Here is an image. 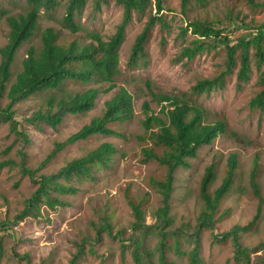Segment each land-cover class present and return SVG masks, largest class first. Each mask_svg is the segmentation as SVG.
I'll return each mask as SVG.
<instances>
[{"label":"rangeland","instance_id":"rangeland-1","mask_svg":"<svg viewBox=\"0 0 264 264\" xmlns=\"http://www.w3.org/2000/svg\"><path fill=\"white\" fill-rule=\"evenodd\" d=\"M58 2V7L53 11L42 12L33 44L41 45V32L49 27L61 33L64 44L75 40L82 44L89 43V33L93 32L108 41L122 21L123 9L116 4V0L104 4L101 11L95 9V0H88L82 15L76 20L82 30L73 34L62 25L69 0ZM254 2L253 5L250 0H208L205 4L193 1L184 11L181 0H164L162 14L167 26L164 29L159 24L154 26L144 46V58L131 66L129 60L135 39L142 32L148 16L156 14V10L154 6H149L144 14L134 12L119 49L120 73L116 77V89L100 94L91 111L67 114L56 129L27 122L28 118L47 105L54 94L60 98L61 95L83 90L80 83L70 81L64 85L62 92L44 90L15 107V118L31 143L18 139L11 133L10 125L0 121V163L12 160L21 164L22 151L25 166L36 172L33 177L25 176L19 166H8L0 171V239L5 251L1 264H71L79 252L78 246H82L83 254L76 264H135L131 254L134 236L140 237L145 248L152 253L149 259L151 264H159L161 237L157 227L152 231L143 228V233L135 232L134 235L136 217L130 204L140 206L146 226H155L158 212L163 207L157 184L165 180L166 167L156 161L145 160L143 149L152 145L143 140L147 137L144 106L149 105V114L165 117L162 107L170 105H162L155 94L170 97L184 93L190 95L191 88L199 81L212 79L226 69L227 52L224 45L207 49L193 61L181 59L183 49L196 39L191 30L183 38L182 28L195 20L210 21L217 28L224 29L223 36H228L232 45H237L240 38L264 29V0ZM2 6L8 15L25 13L28 8L26 0H2ZM9 33L6 16H0V47L8 43ZM28 47L25 45L17 56L12 82L21 69ZM240 54L241 51L238 52V66L227 76L224 89L191 98L205 110L206 122L224 121L226 131L212 144L201 147L197 157L187 159L188 166L178 168L174 174L167 212L168 224L164 229L170 235L166 238L164 253L166 259L175 264H187V254L196 239L200 246L201 264H239L234 260L232 241L216 242L213 238H220L234 226H247L256 216L259 200L254 196L250 184L253 170L260 198L264 201V112L249 107V102L264 89L261 81L264 65L258 66L256 49L251 48V77L248 82L241 83L242 88H238ZM122 87L132 95L135 110L130 119L109 125L117 135H94L86 141L69 145L49 160L56 144L67 141L95 118L102 116L105 102ZM7 103L8 100L3 99L2 107H6ZM104 143H111L117 149L112 168H95L92 179L74 178L70 185L77 189L76 193L53 192V196L64 204L49 208L41 203L42 217H28L23 221L17 219L25 209L26 201L38 190L41 176L59 172ZM157 153L161 154L162 150L157 149ZM233 155L237 161L233 185L219 203L213 225L198 228L204 209L200 185L205 170L210 165L214 166L215 178L209 187V193L213 194L226 176L228 161ZM106 217L114 235L121 232L122 236L113 238L104 232L102 239L97 241L96 225ZM239 240L244 248L253 250L252 260L261 255L255 253L264 243V202L260 218ZM121 241L126 245L124 254Z\"/></svg>","mask_w":264,"mask_h":264},{"label":"trees","instance_id":"trees-1","mask_svg":"<svg viewBox=\"0 0 264 264\" xmlns=\"http://www.w3.org/2000/svg\"><path fill=\"white\" fill-rule=\"evenodd\" d=\"M196 1L205 4L208 0H181V7L184 11ZM27 11L18 15H8L7 10L2 6L0 0V16H6L10 27L8 43L0 47V121L10 125L11 133L25 143H31L28 134L20 128V122L15 118V107L44 91H63L66 83L73 81L83 86L81 92L75 94H64L60 98L57 94L51 96L47 105L37 111L27 122L32 125L45 124L56 129L60 126L67 114H82L91 111L96 105L97 99L102 93H109L116 89V77L119 75V49L124 41L125 31L131 23L133 13L144 14L149 6L155 7L156 14L148 16V20L142 32L136 37L130 54L129 64L137 65L138 61L144 58V46L150 37L151 30L156 24L161 29L167 24L163 18L164 0H116V4L122 7L123 17L116 28V33L108 41H105L98 33H89L91 42L82 44L75 40L69 44L61 42V33L52 27L41 32V45L33 44L37 36L39 20L42 12L49 13L59 5L58 0H26ZM88 0H69L62 25L73 34L82 30L81 24L76 20L81 16ZM110 0H95V9L101 11L104 4ZM254 5V0H250ZM196 36L181 52V59L193 61L198 55L207 49L215 48L217 45H224L227 52L226 69L212 79L199 81L191 88L190 95L184 93L180 96L170 97L169 95H156V99L163 105L161 117L155 113L149 114L150 107L145 104L146 119L144 121L147 137L143 138L150 142L151 147H145L143 154L146 161H156L166 167L165 180L159 182L158 188L162 194L163 207L159 210L155 226H146L140 206L130 203L136 217L134 222L135 232L143 233L145 230L152 231L157 227V233L161 240L159 243L160 256L159 264H175L166 259V238L170 232H165V225L168 224L167 212L169 199L174 182V174L178 168L188 166L187 159L196 158L198 150L203 146L212 144L220 135L226 131L224 121L208 123L205 121L206 112L200 105L193 102L194 97L211 95L224 89L227 76L232 74L238 66V52L240 54V69L238 71V88H242L243 82H248L252 73L250 57L251 48L256 49L257 64L264 65V29L253 32L250 36L240 38L237 45H232L228 36H223L224 29L217 28L210 21L195 20L181 29V36L185 38L189 31ZM224 37V38H223ZM25 45H28L25 57L21 62V69L16 74L15 81L14 67L19 52ZM264 74V73H263ZM264 85V76L261 79ZM7 99L6 107H2V100ZM250 109H258L264 112V89L249 102ZM134 103L132 95L125 89L119 91L105 102V110L102 116L95 118L89 125L84 126L79 132L73 134L67 141L57 143L55 149L49 156V160L56 157L69 145L80 141H86L94 135H117L109 127L115 122H123L130 119L134 114ZM157 149L162 153H157ZM22 153V163L18 164L12 160L0 163V171L8 166H19L23 175L35 176L36 172L25 166V154ZM116 147L111 143H104L93 150L87 156L76 159L55 174L41 176L38 190L26 201L25 209L17 216L19 221L28 217H42L41 203L49 208L64 204L53 192L76 193L77 189L70 185L74 178L79 180L92 179L93 170H106L112 168L116 162ZM237 169L235 156L228 161V170L221 185L213 194L209 193L215 178L214 166L206 168L200 185V197L204 205L199 218L198 228L209 226L214 223V215L223 197L229 192L233 185V179ZM64 181V183L62 182ZM250 184L259 200V206L253 221L247 226L240 228L234 226L221 237L214 236V241H232L234 248V260L239 264H264V243L260 245L259 251L251 259L253 250L244 248L240 244V236L251 230L262 213L263 199L260 198V191L255 181V170L251 173ZM70 185V186H69ZM164 224V225H161ZM97 241L102 239V234L107 232L111 237L122 236L121 232L113 233L109 219L106 217L96 225ZM179 237V235H177ZM123 254L126 245L121 241ZM133 249L131 251L135 264H151L149 260L152 253L145 248L143 240L138 236L132 239ZM176 247H179L178 241ZM79 252L74 256L71 264H76L78 258L83 254L82 246H78ZM5 256L3 241L0 239V264ZM187 264H201L200 246L197 239L193 248L187 254Z\"/></svg>","mask_w":264,"mask_h":264}]
</instances>
